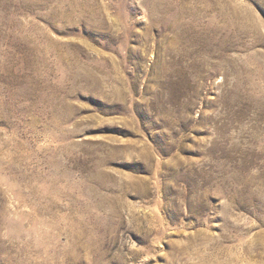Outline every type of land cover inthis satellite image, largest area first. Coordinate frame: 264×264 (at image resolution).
I'll list each match as a JSON object with an SVG mask.
<instances>
[{"label": "rangeland", "instance_id": "1", "mask_svg": "<svg viewBox=\"0 0 264 264\" xmlns=\"http://www.w3.org/2000/svg\"><path fill=\"white\" fill-rule=\"evenodd\" d=\"M0 264H264V0H0Z\"/></svg>", "mask_w": 264, "mask_h": 264}]
</instances>
